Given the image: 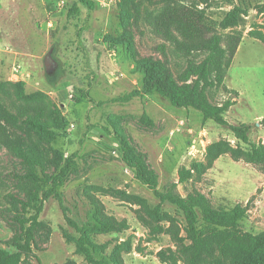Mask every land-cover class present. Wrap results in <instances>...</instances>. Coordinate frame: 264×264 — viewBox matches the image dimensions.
I'll return each instance as SVG.
<instances>
[{"label":"rangeland","instance_id":"374dc122","mask_svg":"<svg viewBox=\"0 0 264 264\" xmlns=\"http://www.w3.org/2000/svg\"><path fill=\"white\" fill-rule=\"evenodd\" d=\"M89 1L95 4L93 9L79 0H0V82L7 86L6 92L0 90V106L18 115L56 105L69 120L67 135L52 143L66 157L75 153L81 157L79 173L61 189L69 215L78 221L85 219L90 208L84 196L88 186L126 193L131 199L100 197L107 211L119 220L126 219L130 229L99 236L96 241L107 243L109 252L120 248L126 264H184L169 235L153 236L139 220V206L133 204L134 199L147 200L152 207L159 200L122 161L117 137L120 132L159 175L161 191L176 184L175 190L181 196L202 193L218 209L241 204L249 211L241 222L242 229L254 234L263 232L264 197L261 188L255 189L259 169L236 162L231 155H222L208 168L218 148H248L227 127L205 121L195 110L174 108L159 95L136 97L128 103L115 101L141 89L144 75L123 47H110L108 38L117 40L131 30L140 57L164 60L159 46L167 42L154 28L162 0H139L142 16L132 19L129 26L121 18L129 0ZM248 1L253 5L264 2ZM232 9L226 2H214L206 9V17L217 27ZM218 32L226 35L230 31ZM233 32H240L243 42L224 87L210 91L209 96L218 105L235 101L226 119L231 124L251 125V141L259 144L260 131L264 130V43L258 37L264 36V15L251 9ZM167 44L169 66L178 75L185 69L186 59ZM19 83L26 95L33 96L31 102L17 97L18 87L14 84ZM144 114L153 125L141 121ZM3 124L10 135L23 136L20 128ZM33 140L44 152L45 143L35 136ZM16 167L17 158L0 137V208L8 207V194L17 192L12 180ZM183 169L191 170L193 175L182 183ZM163 210L180 216L169 203L163 204ZM41 220L52 228L49 240L41 237L38 241L36 254L41 264H86L75 245L63 236V229L72 235L75 231L67 225L56 200L46 203ZM13 234V228L0 218V248H7L4 242ZM31 264L38 262L33 259ZM220 264L229 262L222 260Z\"/></svg>","mask_w":264,"mask_h":264},{"label":"trees","instance_id":"16d2710c","mask_svg":"<svg viewBox=\"0 0 264 264\" xmlns=\"http://www.w3.org/2000/svg\"><path fill=\"white\" fill-rule=\"evenodd\" d=\"M79 1L91 9L95 7L89 0ZM186 1L162 0L163 5L156 14L154 25L156 34L172 44L176 53L186 59V67L178 75L169 66L167 43L159 46L163 60L140 57L131 30L117 40L108 38L110 47L114 50L123 47L144 75L141 89L115 101L128 103L136 97L159 95L174 108L195 110L202 114L205 121L227 127L239 143L248 147L245 150L230 146L225 150L218 148L210 158L208 168L213 167L222 155H231L234 161L254 165L264 174V144L251 141L252 126L231 124L226 119L236 102L227 100L218 105L209 96L210 91L224 87L228 71L243 42V35L233 32V29L241 25L251 9L264 15V2L253 5L248 0H192L191 4ZM214 2H226L233 6L217 27L212 26L213 22L206 17V9L211 8ZM141 6L139 0L126 3L121 17L125 25H131L132 19L142 16ZM218 29L230 32L222 35ZM258 39L264 43V36ZM14 85L18 87L16 95L20 100H33V96L25 94L22 83ZM6 87L0 82L2 92H6ZM141 121L154 124L146 114ZM3 123L20 128L23 136L10 135ZM261 124L264 125V121ZM69 125V120L56 105L34 108L32 112H20L18 115H11L0 106V137L18 160L12 177L17 192L8 194V207L0 208V218L14 230L12 237L4 242L8 249L0 248V264H31L33 259L41 264L36 254V250L40 249L39 238L49 240L52 233L51 226L42 221L41 216L51 199L59 203L67 225L75 231L72 235L63 229L65 240L75 245L76 253L84 258L86 264H126L120 248L109 252L107 243H99L96 238L130 229L126 219L119 220L107 211L100 197L131 199L128 194L88 186L84 196L90 208L85 219L78 221L69 215L70 209L61 189L73 175L79 173L78 161L81 157L78 153L66 157L52 146L59 137L67 135ZM33 136L45 143L44 152ZM117 137L122 161L159 200V204L152 207L147 200L135 198L133 204L139 206V220L153 236L169 235L178 247L184 264H220L222 260H227L229 264H264V231L254 234L241 227L248 213L247 207L237 204L231 209H218L202 193L181 196L175 190L176 184L161 191L159 175L150 168L145 156L138 152L125 134L118 132ZM192 175L191 170L183 169L180 172L181 182ZM166 203L174 206L180 216L165 212L163 204Z\"/></svg>","mask_w":264,"mask_h":264},{"label":"crops","instance_id":"0c3cea01","mask_svg":"<svg viewBox=\"0 0 264 264\" xmlns=\"http://www.w3.org/2000/svg\"><path fill=\"white\" fill-rule=\"evenodd\" d=\"M239 51V50H238ZM232 89V88H231ZM233 91H238V90H235V89H232ZM239 92V91H238ZM240 93V92H239ZM240 96H241V93H240ZM239 103V102H238ZM234 107V106H233ZM232 107V108H233ZM241 123V122H240ZM261 133H262V143L264 144V130H261L260 131ZM250 138H251V136H250ZM256 143V142H255ZM259 175H260V179L257 181V188H255V189H259V188H261L262 189V197H264V174H262V173H260V172H257ZM261 177H263V178H261ZM259 187V188H258ZM261 202V199L258 201V206H257V209L259 210V203ZM249 212V211H248Z\"/></svg>","mask_w":264,"mask_h":264},{"label":"built area","instance_id":"2783aa9c","mask_svg":"<svg viewBox=\"0 0 264 264\" xmlns=\"http://www.w3.org/2000/svg\"><path fill=\"white\" fill-rule=\"evenodd\" d=\"M63 4H65V2L63 1Z\"/></svg>","mask_w":264,"mask_h":264}]
</instances>
